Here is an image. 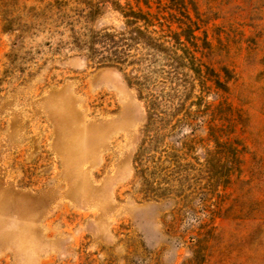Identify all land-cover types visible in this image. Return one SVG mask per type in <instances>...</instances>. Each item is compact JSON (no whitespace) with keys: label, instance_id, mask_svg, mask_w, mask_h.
I'll use <instances>...</instances> for the list:
<instances>
[{"label":"rangeland","instance_id":"rangeland-1","mask_svg":"<svg viewBox=\"0 0 264 264\" xmlns=\"http://www.w3.org/2000/svg\"><path fill=\"white\" fill-rule=\"evenodd\" d=\"M116 1L0 0V264H264V0L120 1L181 42L151 121L82 45Z\"/></svg>","mask_w":264,"mask_h":264},{"label":"trees","instance_id":"trees-1","mask_svg":"<svg viewBox=\"0 0 264 264\" xmlns=\"http://www.w3.org/2000/svg\"><path fill=\"white\" fill-rule=\"evenodd\" d=\"M116 1V0H114ZM121 0L115 2V9L123 15L126 20V27L121 32H108V31H93L86 41L82 43L87 48L89 58L100 67H112L125 74L128 84L135 87L138 96L142 100H147L151 106L149 109V120H156L161 117L158 113V108L163 103H168L173 99V94H168V98L162 96V103L158 102V94L155 89L157 85L153 80L157 75L156 70L151 72L145 71L143 62L150 60L151 63H158V53L164 54L169 67L167 81L172 82L174 78L170 77V72H174V62L177 59L175 52L176 47L180 46L181 42H175L165 45L157 41V39L150 36L148 13L143 12L141 9H135L131 4H122ZM138 1V0H137ZM145 0V4H147ZM138 5V3H136ZM97 7V6H95ZM99 9V8H98ZM97 9V10H98ZM99 11V10H98ZM143 21L144 26H135L136 22ZM12 20L4 19L3 29L5 31L12 30L9 28ZM135 22V23H134ZM142 46L140 48L139 46ZM146 47L148 53H142L143 48ZM131 67V68H130ZM130 68V69H129ZM144 72H143V70ZM129 69V70H128ZM164 83V82H163ZM162 83V84H163ZM167 83V82H166ZM165 84V83H164ZM176 97V95H175ZM158 168L150 172L149 176L156 173ZM148 170L143 167L137 166L135 168V183H140V193H143L147 199H158L165 195L166 188L161 185L153 183L146 175Z\"/></svg>","mask_w":264,"mask_h":264}]
</instances>
